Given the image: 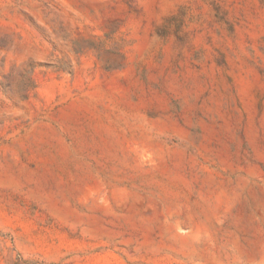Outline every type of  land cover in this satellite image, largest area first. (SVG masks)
<instances>
[{"label":"rangeland","instance_id":"obj_1","mask_svg":"<svg viewBox=\"0 0 264 264\" xmlns=\"http://www.w3.org/2000/svg\"><path fill=\"white\" fill-rule=\"evenodd\" d=\"M0 264H264V0H0Z\"/></svg>","mask_w":264,"mask_h":264}]
</instances>
